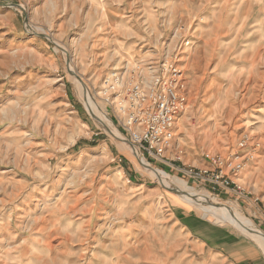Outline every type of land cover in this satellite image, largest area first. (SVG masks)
Listing matches in <instances>:
<instances>
[{
  "label": "rangeland",
  "instance_id": "rangeland-1",
  "mask_svg": "<svg viewBox=\"0 0 264 264\" xmlns=\"http://www.w3.org/2000/svg\"><path fill=\"white\" fill-rule=\"evenodd\" d=\"M67 60L125 140L106 82H148L175 63L186 107L168 164L139 154L158 178H178L264 236V0H0V264H233L201 251L185 214L264 262L98 125ZM235 152L239 198L189 177L209 168L204 154Z\"/></svg>",
  "mask_w": 264,
  "mask_h": 264
},
{
  "label": "built area",
  "instance_id": "built-area-1",
  "mask_svg": "<svg viewBox=\"0 0 264 264\" xmlns=\"http://www.w3.org/2000/svg\"><path fill=\"white\" fill-rule=\"evenodd\" d=\"M133 75L123 78L113 74L106 82L107 93L113 96L112 112L125 131L126 140L142 156L167 165L165 156L173 143L174 124L186 107L183 74L175 63L165 62L148 82L135 80ZM244 147L242 140L238 149ZM204 160L209 168L189 169L191 179L208 185L212 191L242 196L244 189L237 180L243 160L236 152L226 157L204 154Z\"/></svg>",
  "mask_w": 264,
  "mask_h": 264
},
{
  "label": "bare ground",
  "instance_id": "bare-ground-1",
  "mask_svg": "<svg viewBox=\"0 0 264 264\" xmlns=\"http://www.w3.org/2000/svg\"><path fill=\"white\" fill-rule=\"evenodd\" d=\"M76 83L79 87L78 89L80 91V95L85 100L90 113L92 114V116L94 117L98 125L101 126L103 129H105L110 136L114 137L115 139L119 141L120 140L123 141V138L118 134L116 129H114L111 126L104 111L99 110L96 107L95 103L92 101L91 95L89 94L87 86L83 82V80L78 77V80H76ZM122 144H124L125 147L129 149L132 157L134 158L133 160L139 164L140 168L143 171L149 173L151 177L155 178L161 187L167 188L170 190H176L177 192L183 193L184 194V196L182 195L183 197L188 198L189 200L192 201V204L194 202L195 205L198 206L199 210L202 211L204 218H212L216 222V224H220V225L226 224L230 226L242 236L252 240L264 254V236L258 230H256L250 225L245 224L239 219L229 215L225 211L224 207H210V206L204 205L203 204L204 201L205 202L209 201V196L205 194L194 193L192 189L183 185L181 180H179L178 178L173 177L171 180H164V179L158 178L156 175L153 174V172H151L149 167H147V165L145 164V160L141 157L136 147L124 141L122 142Z\"/></svg>",
  "mask_w": 264,
  "mask_h": 264
},
{
  "label": "crops",
  "instance_id": "crops-1",
  "mask_svg": "<svg viewBox=\"0 0 264 264\" xmlns=\"http://www.w3.org/2000/svg\"><path fill=\"white\" fill-rule=\"evenodd\" d=\"M196 164L200 163L196 162ZM178 217L185 224L182 230L191 239L200 243L201 251L206 248L211 254L221 255L224 260L233 264H264L256 248L236 240L231 233L206 225L190 214Z\"/></svg>",
  "mask_w": 264,
  "mask_h": 264
},
{
  "label": "water",
  "instance_id": "water-1",
  "mask_svg": "<svg viewBox=\"0 0 264 264\" xmlns=\"http://www.w3.org/2000/svg\"><path fill=\"white\" fill-rule=\"evenodd\" d=\"M12 7H15V6H12ZM41 37H43V38H47L46 36H44V35H40ZM62 50V49H61ZM63 51V50H62ZM64 52V51H63ZM66 66H67V71H68V73L71 75V76H73L75 79H77L78 80V77H77V75L75 74V73H73L72 71H70L69 70V62H68V60L66 61ZM123 141L124 142H126V143H129L127 140H125V139H123ZM167 189V188H166ZM168 191H170V192H173V193H175V194H177V195H183L184 196V194L183 193H181V192H177L176 190H170V189H167Z\"/></svg>",
  "mask_w": 264,
  "mask_h": 264
}]
</instances>
